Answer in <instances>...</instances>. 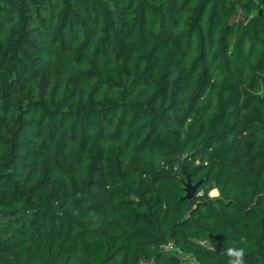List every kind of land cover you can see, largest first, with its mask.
Listing matches in <instances>:
<instances>
[{"label": "trees", "instance_id": "16d2710c", "mask_svg": "<svg viewBox=\"0 0 264 264\" xmlns=\"http://www.w3.org/2000/svg\"><path fill=\"white\" fill-rule=\"evenodd\" d=\"M227 247L264 264V0H0V264Z\"/></svg>", "mask_w": 264, "mask_h": 264}, {"label": "clouds", "instance_id": "9594fccd", "mask_svg": "<svg viewBox=\"0 0 264 264\" xmlns=\"http://www.w3.org/2000/svg\"><path fill=\"white\" fill-rule=\"evenodd\" d=\"M219 193L215 188H212L209 195L217 196ZM222 253L229 257V264H245V249L236 247H227L222 250Z\"/></svg>", "mask_w": 264, "mask_h": 264}, {"label": "water", "instance_id": "95a60500", "mask_svg": "<svg viewBox=\"0 0 264 264\" xmlns=\"http://www.w3.org/2000/svg\"><path fill=\"white\" fill-rule=\"evenodd\" d=\"M260 12V11H259ZM200 181L196 183H192L188 178L184 184L183 190L185 195L183 196L184 199L191 200L194 198L196 190L198 189Z\"/></svg>", "mask_w": 264, "mask_h": 264}, {"label": "rangeland", "instance_id": "374dc122", "mask_svg": "<svg viewBox=\"0 0 264 264\" xmlns=\"http://www.w3.org/2000/svg\"><path fill=\"white\" fill-rule=\"evenodd\" d=\"M193 184H194V182L193 181H191ZM216 189V188H215ZM217 190V189H216ZM211 191V190H210ZM218 191V190H217ZM210 193V192H209ZM209 193H208V195H209ZM218 193H219V191H218ZM220 195V193L217 195V196H219ZM217 196H210L209 195V197H217ZM183 258V260H187V259H189L190 257H188V256H183L182 257ZM191 259V258H190ZM139 263L140 264H146L147 263V260H146V258L145 257H143V256H141V257H139Z\"/></svg>", "mask_w": 264, "mask_h": 264}, {"label": "built area", "instance_id": "2783aa9c", "mask_svg": "<svg viewBox=\"0 0 264 264\" xmlns=\"http://www.w3.org/2000/svg\"><path fill=\"white\" fill-rule=\"evenodd\" d=\"M196 163H198V160L196 161ZM195 196H196V197H200V196H202V191H201V190L197 191V192L195 193Z\"/></svg>", "mask_w": 264, "mask_h": 264}]
</instances>
